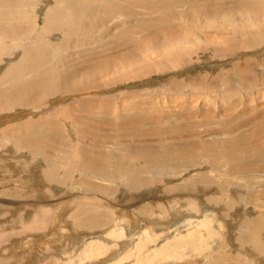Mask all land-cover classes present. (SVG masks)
<instances>
[{
	"label": "rangeland",
	"instance_id": "374dc122",
	"mask_svg": "<svg viewBox=\"0 0 264 264\" xmlns=\"http://www.w3.org/2000/svg\"><path fill=\"white\" fill-rule=\"evenodd\" d=\"M53 3L29 0L24 18L36 26L0 53V77L36 43L59 83L73 76L40 98L20 94L32 71L22 67L0 80V264H99V255L88 258L82 250L114 228L123 230L126 246L104 241L100 264L121 258L122 264H264V0H182L175 6L182 16L162 14L160 21L138 6L137 18L108 10L91 29L81 31L90 20L83 14L77 29L65 32L56 19L36 36ZM248 5L261 11L253 14ZM144 21L149 31H140ZM158 21L169 26L158 42L168 31L177 38L147 60L94 68L95 61L126 55V40L159 31ZM33 62L22 61L26 68ZM230 143L244 146L242 159L224 157ZM89 161L103 164L107 178L90 172ZM132 169L148 182L129 188ZM173 206L178 215L170 218ZM60 211L67 235L45 243ZM201 218L206 222L198 227ZM190 231L180 245L172 240ZM141 237L147 244L136 252L131 248ZM165 241L176 248L150 259Z\"/></svg>",
	"mask_w": 264,
	"mask_h": 264
},
{
	"label": "bare ground",
	"instance_id": "6f19581e",
	"mask_svg": "<svg viewBox=\"0 0 264 264\" xmlns=\"http://www.w3.org/2000/svg\"><path fill=\"white\" fill-rule=\"evenodd\" d=\"M165 1H168V4L167 3L161 4L160 0H83V1L82 0H55V3H53V8H51V9L50 8H46L47 10L44 13V24L39 27V29L37 30L35 35L36 36L44 35L46 31H48L49 29L55 27L54 23L56 21H58L61 24L60 26H58V25L57 26L58 27H62L65 32L69 28L71 29V28L75 27L77 29L78 26L83 24V23L79 24V22L81 21V18L85 17V15H83V14H87L88 16H90V20L88 22L84 23V28H82L81 31H85L87 29H91V28H93V26L95 24L101 25V23H104L103 21H105V20H104V17H103L104 16L103 13L105 11H108V10H109L108 14L110 16H112V17L118 16L117 14H115L113 12V11H115L116 13H119V15L127 17L128 19L131 18V17H136V16L138 17V15L140 13H142V12L144 14H147V15L157 14L155 16L158 18L159 21L163 20V19H161L162 14L167 15L169 13L168 16L171 15L172 17L182 16V14L180 15L179 12L177 14L175 13V12H177V10L175 9L176 8L175 6L177 5V2L180 3V1H182V0H165ZM47 2H48V0H47ZM28 3H29V0H0V53H5L6 51H8L9 48H11V47L14 48V46H16L17 44H19V43L21 44V38H23L27 34L29 35V33L31 32L29 30L36 26V24H37L36 23V19L33 20L34 22L32 23L31 26L26 21L27 17H26L25 7L28 5ZM190 3H191L192 6H190V5H188V6L191 9H193L190 12H192V13L196 12L195 14H197V12L201 11L198 6H197L198 8L197 7L196 8L193 7L192 3H195L194 1L193 2L191 1ZM47 5H49V4H47ZM90 6H94V9L92 10L91 13L89 11V9H90L89 7ZM137 6L142 9V11L140 13H138L137 10L134 9V7H137ZM15 7H17V9H18L16 12L14 11ZM247 7L252 11L253 14H258L261 11L260 8H257L255 6L248 5ZM136 12H137V14H136ZM99 13L102 14V17H101V15ZM192 13L189 16H190L191 20L192 19L194 20L195 17L193 18L194 15H192ZM202 15H205V14H202ZM24 17H26V18H24ZM159 21L156 22V23H158L157 24V28H155L156 30L160 28L159 27ZM146 22L145 21L143 23L141 22V24H140L141 30L140 31H145V30L149 29V27L147 26ZM163 26H164V24H163ZM163 26L159 29V31L157 30L154 33L151 32L152 34H150L149 36L144 35L141 39L139 37L138 38L136 37V39H135V37H134V38H131L129 41L126 40L125 41L126 43H124L122 45H126L127 42L131 43L130 44L131 46H129V49H127L126 52H125V53H127L126 55L123 54V56H122V54H121V57H117V58L110 57V59L112 61H109V60H107V61L104 60L102 62H96L95 61V62L92 63V64H94L93 65L94 68L98 69V71L100 72V71L106 69L107 66H111V68H113V67H119V66L128 65L129 63H132V61L134 62V61H138V60H140V61L141 60H147V58H148L147 54L153 53L156 49H158V47L160 48L161 46H164L165 43H171L172 42L171 38H177L175 36V34L173 33L174 31H171V32L168 31L171 35L166 37V38H164V40H162L161 42H158L160 37H163L165 35V33L167 32V30L169 29V26L168 27L167 26L163 27ZM34 30H35V28H34ZM126 30H129V29L127 28ZM130 30H129V32L128 31H126V32L128 34L130 32H133L132 30L131 31ZM159 33H161L162 36H158ZM151 35H155L156 38H151ZM5 39L9 40L10 45H5V44L2 43L3 40H5ZM145 39H149V40H145ZM169 39H170V41H169ZM167 41H169V42H167ZM171 47H174V45H171ZM28 56H32L34 62L31 63V65L28 68H26V67L23 66L24 63H22V61L24 62L25 58H27ZM20 58L21 59L19 60V62L17 64H12V65L8 66V70L6 71V73L2 77H0V80H5V78H7V77H5L6 75H11L12 77H14V75H16V73L18 71H20V69H22V67H23V70H25L26 72H31L32 71V72H34L33 74L36 73L35 76L33 77L32 83L27 85V87L25 86L24 89L20 90V91H22V92H20L21 97H25L28 94H31V93L34 92L35 94H33V97L34 98L35 97H37V98L39 97L40 98L44 94H50L52 92L57 91L58 86H60V84H62V86H66V84L67 85L69 84L68 82L73 80V76L69 73V74H67L65 76V80H63V81H61V83H59V79L56 77L55 69H54L56 66L50 65L48 68L44 67V63L47 62V65H48L49 60H48V58H46L43 54H41L39 52L37 43H36V45L29 44V45L25 46L23 48V54H22V56ZM41 68H44L43 69L45 71L44 73H42V71L39 72L41 70ZM32 69H34V70H32ZM28 99H29V97H28ZM18 102H19V104L22 103V99L19 100ZM7 103H8V101H7ZM240 148H244V146L241 145ZM240 148H239V146L234 147V146H232V143H230V144H228L227 146H225L223 148V150H222L223 151V155H224L225 158H227L230 161L242 159L244 153L242 154V152L240 151ZM150 152H149V154L153 156V152L152 153H150ZM85 154L86 155H90V153H85ZM142 155H144V152H139L138 157H140ZM150 155H149L150 162H156L157 159L153 158ZM90 156H89V158L91 160L92 157H90ZM175 156L176 155H174V157ZM94 160H96V159H94ZM87 165H89L87 167L89 168L90 172H92L96 176L107 178L109 173L107 172V170H105L103 164L95 161V162L87 163ZM132 170L134 171V173L131 175L130 179H128L129 183H127L129 185V188L130 187L136 188V187L141 186L142 184H145V183L148 182L149 179H147L146 177H143V173L141 174L142 171H138V169H132ZM170 205L172 206L173 204L170 203ZM60 209H62V208H60ZM63 211L68 212L66 209L63 210ZM70 211H72V210H70ZM61 212L62 211H60L59 213L61 214ZM60 214L58 215V217L56 215L57 218H55V219H58L57 221L59 223L56 226V228H58L56 230V233L54 232L56 228H55V226L52 225V227L55 228V229L53 228L54 231L51 229L54 232V235H52L53 233L50 234L52 236L49 237V238H46L47 240H46L45 243H47L49 241V239H50V241L53 242V241H57V240H63L62 237H64V238L66 237L65 235H67V234H65V233H67V232L64 231L65 230V226H63V223H65V222H63L64 221V219H63V216H64L63 214L64 213L61 214V215ZM177 215L178 214H177L175 206L171 207V209L169 210L168 216L170 218H175ZM66 217H67V215H66ZM165 220H168V218L163 219V222ZM189 220L191 221V219H189ZM151 221H153V220H151ZM205 222H206V219L205 218H201L200 222L198 223L197 226L198 227L201 226V225L204 226ZM55 224H56V222H55ZM122 231L123 230H118V229H115V228L114 229H109V230H106V232L104 233L103 240L91 238L86 243L84 249L82 250L84 252L85 257L90 258L93 255H99L102 259L100 260L101 262H98V263L99 264L102 263V261H104V254H105V252L107 250V246H108L104 241L110 240L112 243L115 242V243L119 244L120 246L125 245V237L126 236L124 235L125 236L124 237L122 235V234H124V233H122ZM191 231H193V230H191ZM190 232L187 235H183V234H182V236L177 235V236L174 237L175 239L173 238L172 240L175 241V244L177 243V244L180 245V243H182V242L188 240L189 238H191L190 235L194 231L191 232V233ZM68 233H70V232H68ZM194 233H193V235H194ZM143 234H145V231H143ZM200 234H202V233H200ZM253 234H255V233H253ZM83 236L84 235H79L76 240L77 241H78V239L81 240L83 238ZM74 237H75V235L72 238H74ZM131 237H133V235ZM146 237H148V236H146ZM199 237H200V235H199ZM254 237H255V235H254ZM67 238H68V236H67ZM154 239H155V237H154ZM195 239H197V237ZM35 240H36V238H35ZM73 242H74V240H73ZM143 242H144L143 238L142 237L139 238L138 242L136 241V243L134 244V246H132L131 249L135 248L136 252L141 250L144 247L143 245L147 244L145 242H144L145 243L144 244ZM45 243L43 242L41 244H45ZM115 243L112 244V245H115ZM172 244H174V243H172ZM128 245H127V247H128ZM169 245H170V241L162 242L159 246H157L156 248H153V250H151L149 258L150 259H154L157 256L159 257V255L166 248H168ZM37 246H39V244L36 245V247ZM41 246L43 247V245H41ZM181 246H182V244H181ZM173 247L176 248L175 245H173L170 248L172 249ZM25 250H27V249H24V253H25ZM166 250L168 251V249H166ZM32 251H33V249H32ZM38 251H40V250H38ZM33 253H35V252H33ZM79 256H80V254H79ZM164 256H166L165 253H164ZM127 257H129V255ZM127 257L125 256V258H127ZM122 260H123V258H121L117 262H113L111 260L112 262H107L105 264H122L123 263ZM115 261H116V259H115ZM14 263H15V261H14ZM15 264H17V262Z\"/></svg>",
	"mask_w": 264,
	"mask_h": 264
}]
</instances>
